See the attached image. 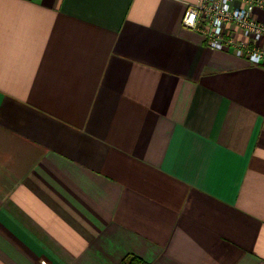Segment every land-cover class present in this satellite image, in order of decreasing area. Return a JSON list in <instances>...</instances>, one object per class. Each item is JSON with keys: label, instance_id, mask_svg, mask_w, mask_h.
I'll return each instance as SVG.
<instances>
[{"label": "crops", "instance_id": "1", "mask_svg": "<svg viewBox=\"0 0 264 264\" xmlns=\"http://www.w3.org/2000/svg\"><path fill=\"white\" fill-rule=\"evenodd\" d=\"M201 1L0 0V264H264V65Z\"/></svg>", "mask_w": 264, "mask_h": 264}, {"label": "built area", "instance_id": "2", "mask_svg": "<svg viewBox=\"0 0 264 264\" xmlns=\"http://www.w3.org/2000/svg\"><path fill=\"white\" fill-rule=\"evenodd\" d=\"M264 10V0H203L189 5L184 24L205 33L211 48H233L257 65H264V18L254 14ZM234 25L245 39L236 38ZM46 264V261H42Z\"/></svg>", "mask_w": 264, "mask_h": 264}]
</instances>
